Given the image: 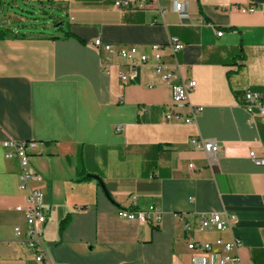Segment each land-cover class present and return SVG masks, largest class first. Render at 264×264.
<instances>
[{"label": "crops", "instance_id": "1", "mask_svg": "<svg viewBox=\"0 0 264 264\" xmlns=\"http://www.w3.org/2000/svg\"><path fill=\"white\" fill-rule=\"evenodd\" d=\"M115 1L24 0L52 11L50 32L35 33L21 31L17 0H0V25L9 31L0 40V264H37L14 232L25 225L16 207L27 192L18 162L5 158L7 140L36 142L50 264H192L203 252L188 249L187 224L197 242L236 238L242 264H264V165L250 159L264 156V117L243 107L248 90L264 95V0H137L142 11ZM171 37L184 44L176 56L182 78L196 82L189 101L202 111L194 124L166 118L190 114L173 105L172 88L154 70V45L175 64ZM96 39L137 47L150 60L125 84L127 62L96 50ZM194 138L216 142L221 153L195 150ZM133 195L139 210L158 207L159 224L118 216L133 208ZM213 213L236 222L198 231L199 216Z\"/></svg>", "mask_w": 264, "mask_h": 264}, {"label": "built area", "instance_id": "2", "mask_svg": "<svg viewBox=\"0 0 264 264\" xmlns=\"http://www.w3.org/2000/svg\"><path fill=\"white\" fill-rule=\"evenodd\" d=\"M115 7L126 11H142L145 9L143 1L137 0H116ZM175 11L181 18L187 17L185 4L179 1L175 2ZM256 8H241L242 12H254ZM157 23V22H156ZM222 35V32L217 34ZM96 50H106L110 53H117L118 56L127 62L128 71L126 74H121L120 77L125 84L134 81L138 76L139 68L149 62L150 56L140 52L139 48L131 47L129 49H116L110 44H103L100 39L92 42ZM173 57L175 64L169 65L164 61V49L161 45L151 47L152 57L155 61L154 70L156 74L161 76L162 80L172 88V102L176 108H184L189 106L190 114L186 117L168 113L166 118L171 120L183 119L187 124H194L198 114L202 111V107L190 105L191 92L196 87L195 81L186 82L181 76L180 65L177 62L176 56L183 50L184 44L176 37H171L166 46ZM243 107L250 114H258L264 117V95L259 92L248 90L244 94ZM195 150H203L207 154L219 155L222 151L221 147L214 141L205 140L202 138H194L190 141ZM5 150V158L7 160H16L19 164V189L27 192L24 205L16 207L18 212L24 214L25 225L16 226L14 229L16 238L27 248L33 255L37 264H50L44 247L43 235L47 223V213L45 211V193L42 188L44 182L43 176L37 172L33 165L32 159L34 150L36 149L35 141H15L7 140L2 144ZM250 159L257 166L264 165V156L259 157L255 152H250ZM193 169V165L189 166ZM133 208L131 210L120 209L118 216L121 219L128 221L143 222L151 225H157L161 221L158 207L151 205L146 210L137 209V196L130 197ZM236 222L233 216L226 214H205L199 216V225L197 230L204 232L206 230L225 231L230 230ZM187 232V247L190 251H201L203 255L194 257L192 264H242L241 257L237 253L241 246V241L234 238L231 242L217 240L215 243H200L197 242L193 235L191 224L186 226ZM215 257V262H212L211 257Z\"/></svg>", "mask_w": 264, "mask_h": 264}, {"label": "rangeland", "instance_id": "3", "mask_svg": "<svg viewBox=\"0 0 264 264\" xmlns=\"http://www.w3.org/2000/svg\"><path fill=\"white\" fill-rule=\"evenodd\" d=\"M21 8L20 14L25 17L24 26L21 27V31L30 32H43L49 33L47 26H51L50 17L52 11L48 9H36L31 6H27L24 0H17ZM53 15V14H52ZM29 26V27H28Z\"/></svg>", "mask_w": 264, "mask_h": 264}, {"label": "trees", "instance_id": "4", "mask_svg": "<svg viewBox=\"0 0 264 264\" xmlns=\"http://www.w3.org/2000/svg\"><path fill=\"white\" fill-rule=\"evenodd\" d=\"M61 25H59L60 27ZM9 36V31L1 27L0 25V40H3ZM72 35L69 32H65L62 37L64 38H70ZM93 179L89 175H87L83 180ZM100 183V182H99ZM102 183V182H101ZM100 183V184H101Z\"/></svg>", "mask_w": 264, "mask_h": 264}, {"label": "water", "instance_id": "5", "mask_svg": "<svg viewBox=\"0 0 264 264\" xmlns=\"http://www.w3.org/2000/svg\"><path fill=\"white\" fill-rule=\"evenodd\" d=\"M90 177L94 178L95 180H97L98 182H102L101 179L97 176H94V175H89ZM102 184V183H101Z\"/></svg>", "mask_w": 264, "mask_h": 264}]
</instances>
